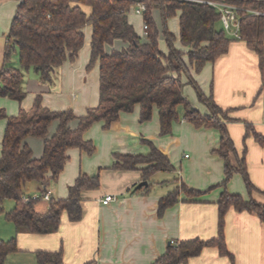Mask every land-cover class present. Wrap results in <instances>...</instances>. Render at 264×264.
I'll list each match as a JSON object with an SVG mask.
<instances>
[{
	"label": "crops",
	"instance_id": "crops-1",
	"mask_svg": "<svg viewBox=\"0 0 264 264\" xmlns=\"http://www.w3.org/2000/svg\"><path fill=\"white\" fill-rule=\"evenodd\" d=\"M19 4L20 0H0V70L5 64L8 36ZM82 7L91 13L89 5ZM158 14L159 10H155L156 21ZM83 31L85 42L78 58L67 60L59 67L54 83H42L32 68L25 73L27 95L22 103L1 96L0 108L9 115H15L21 106L30 109L37 95L41 94L44 106L53 110L72 109L76 117L69 121V126L77 128L78 117L85 115L89 108L96 107L100 100L99 60L89 66L92 25L87 24ZM178 37L180 39L179 13ZM127 45V42L117 39L106 44L105 51L111 52ZM16 49L10 63L18 65ZM185 58L188 59L187 56ZM189 67L201 89L212 95L228 112V131L238 155L245 154L248 172L256 189L249 192L242 175L237 172L226 186L222 184L225 161L214 151L221 138L217 128L198 127L182 118L173 123L170 134L162 135L159 109L154 108L151 120L140 122V105L137 104L132 112H121L120 118L110 128L104 127L103 120L95 121L85 133V138L94 142L96 150L90 154L79 147L69 148L64 170L49 186L38 180L23 185L25 194H35L46 187L51 190L52 198H66L69 186L81 174L100 175L98 189L83 191L82 219L71 221L64 212L57 231L31 233L18 230L12 221L4 218L0 239L16 236L18 244V249L7 255V264H35L38 250L59 249L63 250L67 264H153L166 252L172 240H210L218 236V200L224 190L264 204V145L253 134L246 136L247 124L264 135V64H261L258 53L249 48L245 40L234 37L226 54L206 62L200 71H196L194 64ZM182 81L183 93L192 105L204 115L210 113L199 100L186 74L182 75ZM6 125L7 119L0 118V156ZM58 126L59 120H53L46 138H51ZM46 138L29 135L24 139L34 158L42 157ZM143 139L151 140L166 153L175 170L158 171L150 177L148 185L139 187L144 181L142 170L116 168L114 154H147L150 145ZM165 172L168 175L163 174ZM159 174L163 175L157 176ZM181 184L202 193L189 196L182 192L179 201L160 215V200ZM107 195L115 198L108 203L102 202ZM14 204L13 199H5L6 210ZM49 204V199H40L35 208L45 212ZM3 213H0V218ZM224 235L230 254H222L218 246L208 245L184 264H264V220L256 212L230 208L225 215Z\"/></svg>",
	"mask_w": 264,
	"mask_h": 264
},
{
	"label": "trees",
	"instance_id": "trees-1",
	"mask_svg": "<svg viewBox=\"0 0 264 264\" xmlns=\"http://www.w3.org/2000/svg\"><path fill=\"white\" fill-rule=\"evenodd\" d=\"M239 7L240 33L249 48L256 51L264 64V0H231ZM145 2L143 15L148 23V37L143 40L128 14L133 5ZM82 5H89L88 14ZM159 10L163 33L168 51L159 47L160 29L154 17ZM253 10H258L256 13ZM179 13L180 40L187 51L175 44L177 36L168 27L171 17ZM221 13L212 5L190 0H20L11 24L5 49V64L0 70V97L6 96L22 103L27 95L24 87L25 73L34 68L42 83L52 84L59 67L67 60L75 61L84 46L87 24L93 27L91 41L92 67L99 60L100 100L96 107L79 116V125L73 129L69 121L76 117L72 109L53 110L42 104L38 94L33 106L20 107L15 115H9L0 108V118L7 119L0 156V213L4 212L18 230L31 233L57 231L64 212L71 221L83 217V191L98 189L100 175L81 174L69 186L66 198H51L45 212L36 210L39 199H25L23 185L38 180L46 187L57 180L69 159L71 147L93 153L96 145L85 138V133L95 121L103 120L104 127L110 128L120 118L121 112H132L140 105V122L152 119L154 108L159 109L160 133L170 134L175 121L182 118L196 126L214 127L220 131V145L214 151L225 161L226 186L234 173H240L247 189H256L247 167L245 154L239 156L226 121L228 112L207 95L190 71L193 65L200 71L208 61H215L229 51L234 36L225 28L217 27ZM121 39L128 43L121 49L105 51V45ZM18 48L19 66L10 63L13 52ZM187 56L188 59L185 58ZM189 77L199 100L210 110L204 115L184 95L182 75ZM180 106L184 108L182 117ZM59 126L51 138H46L53 120ZM253 134L264 145V135L247 124L246 136ZM34 135L45 139L44 153L34 158L31 148L24 139ZM150 145L147 154H124L116 152L114 166L121 169H141L144 180L158 171H173L175 166L169 156L151 140L143 139ZM189 196L200 195L202 191L186 184L176 187L159 202V214L179 201L181 193ZM5 199H13L14 206L6 210ZM219 233L210 240L200 238L172 240L164 254L153 264H184L208 245L219 247L222 254H230L224 235L225 215L230 208L256 212L264 220V204L254 198L245 199L241 194L222 192L218 200ZM18 249L17 237L0 239V264H7V255ZM35 264H67L63 250H38Z\"/></svg>",
	"mask_w": 264,
	"mask_h": 264
},
{
	"label": "built area",
	"instance_id": "built-area-1",
	"mask_svg": "<svg viewBox=\"0 0 264 264\" xmlns=\"http://www.w3.org/2000/svg\"><path fill=\"white\" fill-rule=\"evenodd\" d=\"M200 3H206L209 5L214 6L218 9V11L221 13V20L224 25V28L227 30V32L234 36L237 39H242L241 33H240V20L241 17L239 15V7L233 3L231 0H190ZM135 10L137 14L144 15L147 5L145 2H138L135 5L132 6L131 11ZM256 13H260L258 10H253ZM148 28L149 25L147 22L144 21L143 24V37H148ZM31 198H37V199H51L52 198V192L48 188H44L42 191L35 193V194H26L25 199L29 201ZM115 197L113 195H107L104 199H102V202L108 203L111 200H113Z\"/></svg>",
	"mask_w": 264,
	"mask_h": 264
},
{
	"label": "rangeland",
	"instance_id": "rangeland-1",
	"mask_svg": "<svg viewBox=\"0 0 264 264\" xmlns=\"http://www.w3.org/2000/svg\"><path fill=\"white\" fill-rule=\"evenodd\" d=\"M129 18L131 20V23L134 25L136 31L143 37V33H144L143 32L144 31L143 30V24H144V17H143V15L136 14L135 10L132 9V11L130 12ZM156 18H157L158 27L160 29L159 47H160V49H162L165 52H167L168 51V46H167V43H166V40H165V36H164V33H163V25H162L163 23H162V19H161L160 14H158ZM168 27L177 36V39L175 41L176 46L178 48H182L183 50L187 51V48L182 45L181 40L178 37V14L175 15V16H173V17H171L169 19V21H168ZM217 27L219 29H223L224 28V25H223L222 21H218ZM12 65H15V64H12ZM15 66H19V64L18 65H15ZM180 112H181V114L184 112L183 106H180ZM163 174L168 175V172H165ZM163 174H159L157 176H162ZM9 202H13V201H9ZM3 214L4 215H1L3 217L0 218V227H1V229H2V227H4L3 224H2V222H3L4 218H6L5 217V213H3Z\"/></svg>",
	"mask_w": 264,
	"mask_h": 264
},
{
	"label": "water",
	"instance_id": "water-1",
	"mask_svg": "<svg viewBox=\"0 0 264 264\" xmlns=\"http://www.w3.org/2000/svg\"><path fill=\"white\" fill-rule=\"evenodd\" d=\"M148 184H149L148 180H144V181H142V182L139 184V187H142L143 185H148Z\"/></svg>",
	"mask_w": 264,
	"mask_h": 264
}]
</instances>
